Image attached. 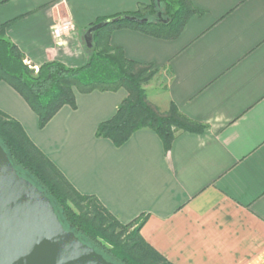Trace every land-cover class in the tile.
Masks as SVG:
<instances>
[{"label": "crops", "instance_id": "1", "mask_svg": "<svg viewBox=\"0 0 264 264\" xmlns=\"http://www.w3.org/2000/svg\"><path fill=\"white\" fill-rule=\"evenodd\" d=\"M203 12L180 36L156 39L131 29L110 41L134 62L168 75L166 91L148 101L161 114L171 104L208 126L180 133L166 153L160 137L142 129L121 147L97 138L127 98L117 92H75L46 125L7 83L0 110L82 195L96 197L127 225L148 216L140 235L171 264H264V0H190ZM150 0H0V26L34 69L57 61L80 68L82 37L98 19L132 13ZM74 30L54 37L56 26Z\"/></svg>", "mask_w": 264, "mask_h": 264}, {"label": "trees", "instance_id": "2", "mask_svg": "<svg viewBox=\"0 0 264 264\" xmlns=\"http://www.w3.org/2000/svg\"><path fill=\"white\" fill-rule=\"evenodd\" d=\"M159 13L162 19L158 17ZM202 14L190 0H150L149 4H139L135 12L101 18L91 24L88 29L114 18L148 19L144 24L128 20L110 24L94 33L92 47H88L84 41L87 29L82 37L88 56L84 66L73 69L51 61L37 71L26 63L19 48L6 38V29L16 22L9 21L0 26V83H7L24 99L37 115L40 129H44L65 106L74 110L77 108L76 91L91 94L123 89L127 92V98L110 120L98 126L96 137L108 139L116 147H121L137 131L150 129L160 137L167 153L178 134H203L208 126L185 117L175 104H171L166 114H161L148 101L143 87L159 71L152 65L129 60L122 48L111 45L110 37L115 30L131 29L156 39L171 41L180 36L192 17ZM0 145L18 174L50 198L64 228L106 260L114 264H171L140 235L148 216L127 225L120 223L96 197L80 194L35 146L21 124L1 110ZM72 200L79 205L87 202L86 211L82 213L73 208ZM116 230L122 234L130 231L128 241L123 242ZM134 238L138 242L130 247Z\"/></svg>", "mask_w": 264, "mask_h": 264}, {"label": "water", "instance_id": "3", "mask_svg": "<svg viewBox=\"0 0 264 264\" xmlns=\"http://www.w3.org/2000/svg\"><path fill=\"white\" fill-rule=\"evenodd\" d=\"M158 17L162 19L161 13ZM122 20L148 22L135 17L107 20L86 31V45L92 47L96 31ZM0 264H114L64 228L50 198L18 174L1 145Z\"/></svg>", "mask_w": 264, "mask_h": 264}, {"label": "rangeland", "instance_id": "4", "mask_svg": "<svg viewBox=\"0 0 264 264\" xmlns=\"http://www.w3.org/2000/svg\"><path fill=\"white\" fill-rule=\"evenodd\" d=\"M167 79H168V75L166 73L162 74V73L159 72L152 80H150L148 83H146L143 87H144L145 90L148 87L149 91H151L150 93H154V92H158V91H166L167 84H168V80ZM71 205L77 211H80V212L83 213V212L86 211L85 207H87V202H84L83 204L81 203L79 205L77 201L72 200L71 201ZM116 234L118 236L122 237V241L123 242L128 241V239L130 237V231H128L125 234H122V233L119 232V230H116ZM137 242H138L137 239L134 238L133 241H131L130 247L135 245ZM135 253L137 254V256L140 255V254H138V251H136Z\"/></svg>", "mask_w": 264, "mask_h": 264}, {"label": "built area", "instance_id": "5", "mask_svg": "<svg viewBox=\"0 0 264 264\" xmlns=\"http://www.w3.org/2000/svg\"><path fill=\"white\" fill-rule=\"evenodd\" d=\"M74 29L75 28L72 22H65L59 26H56L54 28L53 34H54V37L59 39V38H62V36H64L65 34L72 32ZM35 70L37 71V69Z\"/></svg>", "mask_w": 264, "mask_h": 264}]
</instances>
